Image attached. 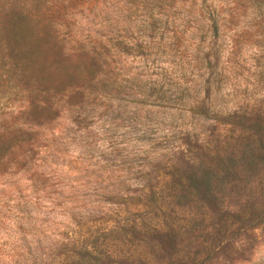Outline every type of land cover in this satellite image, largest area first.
Returning a JSON list of instances; mask_svg holds the SVG:
<instances>
[{"label":"rangeland","instance_id":"obj_1","mask_svg":"<svg viewBox=\"0 0 264 264\" xmlns=\"http://www.w3.org/2000/svg\"><path fill=\"white\" fill-rule=\"evenodd\" d=\"M61 3L50 1L56 6ZM68 4L71 8L65 17L54 19L68 41L115 32L124 41L148 49L157 43L168 45L165 34L161 40L154 38L145 24L148 14L139 11L136 0L129 4L69 0ZM235 6L233 16L222 15L219 20L211 59L215 75L207 97L200 80L179 72L180 67L189 70V49L175 44L174 57L168 58L166 48L160 47V66L169 70L170 62H177L174 79L196 83L205 114L134 104L128 100L129 93L124 99L90 96L77 107H62L51 121L31 127L35 146L27 159L22 161L20 150H15L0 162V264H72L74 251L81 247L102 257L103 264L192 259L199 264H264V221L233 238L227 215L233 210L264 209V167L252 154L255 136L242 140L224 157L221 170L211 175L205 199L182 198L177 191H169L167 197V185L160 193L158 186L153 187L160 195L156 201L142 206L139 199L141 186L165 179L161 167L169 163L171 151L184 150L180 135L187 133L207 146L218 135L240 133L221 122L220 114H264V4L236 0ZM146 56L143 61L142 54L117 55L116 84L126 93L131 88L148 89L155 78L156 87L166 89L160 75L148 67L150 55ZM191 92H186L182 103H190ZM23 103L13 90L0 92L1 127L11 123ZM165 225L180 228L178 245L152 241L144 247L128 232L134 227L148 233ZM216 244L219 249L211 250Z\"/></svg>","mask_w":264,"mask_h":264},{"label":"trees","instance_id":"obj_2","mask_svg":"<svg viewBox=\"0 0 264 264\" xmlns=\"http://www.w3.org/2000/svg\"><path fill=\"white\" fill-rule=\"evenodd\" d=\"M50 1L53 0H0V92L13 90V94L24 102L23 108L11 123L0 126V162L15 150H20L22 161L27 159L35 146L36 133L31 127L51 121L62 107H77L90 96L94 97L91 99L105 96L124 99V94L131 93L132 97L128 100L134 104L190 111L195 115L205 114L204 98L198 97L196 83H187V80L178 82L174 79L177 62H170L169 70L160 66L159 58L163 56L160 47L166 48L168 58L174 57L171 47L175 44L183 43L189 49L186 54L190 63L189 70L182 71L180 67L179 72L195 78V82L200 80L204 97H207L211 78L215 75L211 59L219 20L222 15L235 14L236 0H136L139 11L148 14L145 24L154 38L161 40L165 34L164 38L168 41V45L157 43L156 47L151 46L150 49L140 43L124 41L115 32L95 37H70L71 40L68 41L65 33L56 29L54 19L59 20L69 12V0H62L57 6L51 5ZM129 2L130 0H125V4ZM252 2L264 4V0ZM47 3L49 4L45 5ZM128 37L131 39V35H126ZM206 37L209 39L207 43L204 42ZM119 53L142 54L145 56L143 61L149 54L148 67L153 74L160 75L161 83L165 82L166 89L157 88L155 78L151 80L148 89L131 88L126 93V90L116 84ZM217 58L216 55L213 66L217 64ZM206 69L208 72L203 77ZM189 90L192 91L190 103H182V97L188 96L186 92ZM220 116L222 117L218 118L221 122L236 127L240 133L236 136L218 135L207 146L200 145L187 133L180 135L179 141L185 147L184 150L171 151L169 163L161 167V174L165 178L162 183L156 181L152 186L139 188L142 192L140 205L156 201V195L160 198L153 191L155 186H158L160 193L167 185V197L169 191H177L176 194L182 198L205 199L210 190L211 175L221 170L219 166L224 157L248 136H255L252 154L254 160L264 167V114L231 111ZM223 172L227 173L228 169L225 168ZM147 189L148 192H145ZM125 197L127 196H119L121 200ZM128 198L131 199L129 195ZM227 215L232 227L230 237L233 238L240 231L264 221V209L258 211L252 208L248 212L233 210L227 212ZM128 232L144 247L149 246L152 241L167 243L171 247L180 243L178 237L181 230L174 225L154 228L148 233L130 227ZM219 246L216 244L211 250H217ZM91 252L86 247L76 249L75 257L70 263L85 260L103 264L102 257H96ZM190 261H169L167 264H199L193 263V259Z\"/></svg>","mask_w":264,"mask_h":264}]
</instances>
